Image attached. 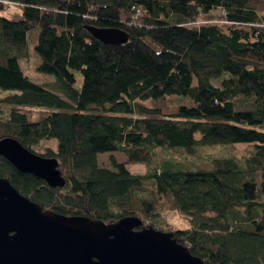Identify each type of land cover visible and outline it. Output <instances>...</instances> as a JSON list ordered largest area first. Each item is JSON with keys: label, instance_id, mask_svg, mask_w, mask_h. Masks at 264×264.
<instances>
[{"label": "trees", "instance_id": "16d2710c", "mask_svg": "<svg viewBox=\"0 0 264 264\" xmlns=\"http://www.w3.org/2000/svg\"><path fill=\"white\" fill-rule=\"evenodd\" d=\"M10 1L21 20L0 13V140L86 175L51 189L0 156V177L43 211L106 225L136 217L163 232L178 212L189 225L174 237L204 264H264V0ZM89 27L129 40L100 44ZM30 41L66 100L22 74ZM170 95L194 106L163 115ZM214 148L209 165L190 161ZM106 152L127 161L101 166Z\"/></svg>", "mask_w": 264, "mask_h": 264}, {"label": "water", "instance_id": "95a60500", "mask_svg": "<svg viewBox=\"0 0 264 264\" xmlns=\"http://www.w3.org/2000/svg\"><path fill=\"white\" fill-rule=\"evenodd\" d=\"M104 45H123L119 29L85 28ZM0 156L18 172L33 175L51 189L66 181L55 158L26 150L10 137L0 140ZM0 264H204L176 241L173 232L142 227L136 217L106 225L84 216L42 209L0 177Z\"/></svg>", "mask_w": 264, "mask_h": 264}, {"label": "rangeland", "instance_id": "374dc122", "mask_svg": "<svg viewBox=\"0 0 264 264\" xmlns=\"http://www.w3.org/2000/svg\"><path fill=\"white\" fill-rule=\"evenodd\" d=\"M1 15H3L5 18L10 19V20H21V10H19L18 7L13 6L9 8H4L0 12ZM37 28L31 30L29 37L31 39L35 38L37 35ZM33 45L30 41L29 43V48H28V56L26 59H21L18 61V64L20 66L21 72L23 75L28 77V79L34 83V84H39L42 85L48 92L50 91L51 93L62 97L64 100L65 97L59 92L58 86L55 84V79L54 76L51 74H43L38 71V66L40 65V59L38 56L33 52ZM74 73L75 77V88L80 89L81 88V81L82 77L78 72L72 71ZM213 85H217L215 81H212ZM179 106H184L190 108L191 106H194V102L192 99H189L187 97L183 96H175V95H170L168 97H165L164 101L161 104V112L163 115L169 116L172 114H176L178 111ZM221 154V152L218 149H203V151L198 154L199 156H195L190 159V161L193 163H199L201 162L202 165H209L211 159L216 156ZM173 155L171 156H166L165 158L171 159ZM170 157V158H169ZM97 162L99 165L104 166V167H111V162L114 160L115 162H121L125 163L127 161V158L119 153V152H106V154H97L96 156ZM164 158V155H163ZM173 159L181 162L182 160H185V155L183 154H177L172 157ZM125 166L127 169H129L130 172L133 174H142L147 172L149 169V166L144 164V163H139V164H130L126 163ZM69 175H72L73 177L82 179L85 177L86 172H72L69 170V168H65L62 171V176L67 177ZM163 224L160 225V228H162L163 231L168 232L167 229L171 230V232H174V229H185L188 227V219L185 216H182L178 212H166L163 213ZM144 227L149 226L147 222L144 223Z\"/></svg>", "mask_w": 264, "mask_h": 264}, {"label": "built area", "instance_id": "2783aa9c", "mask_svg": "<svg viewBox=\"0 0 264 264\" xmlns=\"http://www.w3.org/2000/svg\"><path fill=\"white\" fill-rule=\"evenodd\" d=\"M0 5L5 7V8H9V7L15 6L16 3L11 2L10 0H0Z\"/></svg>", "mask_w": 264, "mask_h": 264}]
</instances>
